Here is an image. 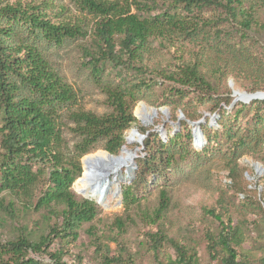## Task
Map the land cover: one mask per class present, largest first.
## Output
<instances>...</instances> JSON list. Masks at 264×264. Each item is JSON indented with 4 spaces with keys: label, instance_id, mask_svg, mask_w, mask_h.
Returning <instances> with one entry per match:
<instances>
[{
    "label": "rangeland",
    "instance_id": "rangeland-1",
    "mask_svg": "<svg viewBox=\"0 0 264 264\" xmlns=\"http://www.w3.org/2000/svg\"><path fill=\"white\" fill-rule=\"evenodd\" d=\"M1 1L12 3L15 0ZM31 1L46 3L48 14L53 20L72 13L86 15L87 21L92 18L90 14L79 10L75 0ZM246 5L253 8L256 22L245 37L241 36L236 25L225 20V14L218 9L205 8L196 11V16H189L211 19L222 30L216 33L212 26H205L190 35L178 34L175 44L181 61H199L200 70L213 87L212 91L186 90L180 95L174 91L179 86L159 77L145 76L150 86L141 85V75L122 67L106 64L101 73H94L87 66L88 59L83 52V47L89 44L88 37L66 39L61 45H56L45 40L39 33H32L25 25L13 23L10 40L35 46L76 94L75 102L57 105L54 109L61 137L59 150L64 163L66 160L78 161L83 171L82 160L86 156L108 152V138H100L86 154L81 155L77 145L82 136L70 117L76 111L95 115L111 112L107 88L123 91L133 114L142 108L154 114L149 126L142 125L135 115L137 122L124 132L123 145L126 143L127 132L139 127L158 133L162 142H168L176 133L184 134L189 130L193 136L190 142L180 138L169 145V152H163L157 170L147 176L144 185L134 184V171L130 179L120 182L117 190L108 195L107 205L102 206L96 200L87 198L97 204L98 214L95 219L77 229L76 240L63 237L61 233L49 247L50 251L63 249V259L67 264H100L101 254L95 251L96 236L100 237L101 243L109 244L112 255L123 259L119 264H157L148 235L157 230L169 239L181 242L188 253H195L197 264H221L218 258L210 257L206 247L205 233L218 232V222L204 213V209L210 207L219 212L227 210L233 223L239 226L243 235V243L237 248L239 257L248 260L250 264H262L264 213L254 204H257L260 194L264 195V104L254 101L264 99L233 102L236 96L232 93V89L248 93L264 91V0H246ZM177 12L186 15L182 9ZM0 22L7 24L6 19L0 18ZM142 62L149 69L172 71L180 61L175 58L169 46H164L158 39H150L143 52ZM22 94H29L28 90L22 88ZM227 97L231 100L229 105L223 102ZM153 108L157 111L154 112ZM223 110L225 113L222 117ZM197 121L201 123L195 124ZM198 129L201 130L202 139L196 145L195 135H200ZM143 135L145 137L142 142L129 145V149L136 152V158L148 156L150 148L144 145L146 139L151 147L158 143L157 138ZM238 140L241 143L235 145ZM121 148L112 156L119 155ZM233 163L247 170L243 177L250 186H247L248 192L244 195L234 191L230 183L229 169ZM43 177L46 180L47 174ZM76 180L71 190L76 197L84 198L77 190ZM123 185H134V201L127 209L122 203ZM45 186L44 182L35 187L34 200ZM161 190L168 197L167 207L156 224H148L144 214L151 215L158 207ZM5 199L9 200V197ZM21 202L14 199V217L0 209V242L24 234L36 240L58 221L55 216L44 217L45 211L36 210L33 206L22 210ZM116 217H120L124 223L121 231L115 227ZM89 229L95 235L89 234ZM167 255L175 258L172 246L164 242L159 259L163 260ZM27 258L39 264H52L48 256L41 253L29 252Z\"/></svg>",
    "mask_w": 264,
    "mask_h": 264
},
{
    "label": "trees",
    "instance_id": "trees-1",
    "mask_svg": "<svg viewBox=\"0 0 264 264\" xmlns=\"http://www.w3.org/2000/svg\"><path fill=\"white\" fill-rule=\"evenodd\" d=\"M75 2L80 11L91 15L89 21L86 15L81 13H72L53 20L48 14V5L43 1L35 3L31 0H15L12 3H3L0 0V18L7 20V24L0 22V209L14 217V199H17L22 201V210L33 206L36 210H44V217L58 218V221L49 226L48 232L39 235L36 240L32 239L31 235L24 234L16 239L0 242V264H39L36 260L27 258L29 252L48 256L52 264H67L63 259V249L50 251L49 247L61 233L63 237L76 240L77 229L82 224L93 221L98 214L97 204L93 200L78 198L71 190L72 184L82 175L81 164L67 160L64 163L59 150L61 137L54 109L57 105L75 102L76 94L50 67L35 46L10 40L13 23L25 25L32 33H39L45 40L56 45H61L66 39L88 37L89 44L83 47V52L88 59L87 66L94 73H101L106 64L122 67L141 75V85L150 86L146 81L147 76L159 77L179 86L174 91L180 95L186 90L212 91L213 87L200 70L199 61H181L175 44L178 34L190 35L205 26H212L216 33L222 30L217 26V22L211 19L189 16H196V11L205 8L218 9L225 14V20L236 25L242 37L246 36L247 31L256 22L254 10L250 5H246V0ZM179 9L186 15L179 14ZM150 39H158L164 46H169L175 58L180 61L178 66L172 71L149 69L145 66L142 56ZM22 88L27 89L29 94L21 95ZM106 93L112 107L111 112L95 115L76 111L70 116L77 124V132L82 136L77 145L81 155L86 154L100 138H108L107 151L117 154L124 143V132L137 122L123 91L107 88ZM223 102L229 105L231 100L227 97ZM254 102L264 104V100ZM224 113L223 110L222 117ZM138 130L146 134V137L157 138L158 143L151 147L148 139L144 141V145L150 150L147 157L135 159V185L146 183L147 176L157 170L163 152H169V145L180 138L187 142L193 138L189 130L184 134L176 133L168 142H162L158 133L148 132V129L143 127ZM213 134L216 135V132ZM240 143L238 140L235 145ZM246 171L245 168L237 167V163H233L229 169L232 188L243 195L248 192L249 185L243 177ZM44 174H47L46 180ZM44 182L45 188L34 200L35 187ZM132 186L134 185L121 186L125 209L134 201ZM6 196L9 200L5 199ZM159 196L158 207L151 215L144 214L148 224H156L167 207L166 192L161 190ZM254 206L264 213L263 194H260ZM204 213L218 222L216 234L210 231L205 233L210 257L218 258L221 264H250L248 260L239 257L237 248L243 243V235L227 210L219 212L210 207L205 208ZM114 223L121 231L124 226L122 219L116 217ZM88 232L95 235L91 229ZM148 235L157 264H197L195 253H188L181 242L169 239L160 230ZM94 240L95 251L101 254L100 264L123 262L120 256L110 253L109 244L101 243L99 236ZM164 242L172 246L174 259L170 255L163 260L159 259ZM261 263H264V259Z\"/></svg>",
    "mask_w": 264,
    "mask_h": 264
},
{
    "label": "bare ground",
    "instance_id": "bare-ground-1",
    "mask_svg": "<svg viewBox=\"0 0 264 264\" xmlns=\"http://www.w3.org/2000/svg\"><path fill=\"white\" fill-rule=\"evenodd\" d=\"M241 92V91H240ZM236 101L242 100L250 102L254 99L264 98V95H235ZM256 96V97H255ZM138 120L144 126H149L153 122L154 114L146 108H142L135 114ZM198 124V123H195ZM199 130V129H198ZM141 142L137 133L130 129L126 135V143L117 156H110L107 152L101 151L94 155H88L82 160V176L76 180V187L82 196L92 198L102 206L107 205V197L112 194L120 182L127 181L134 174L135 151L129 149V145ZM201 136L195 135V144L199 145Z\"/></svg>",
    "mask_w": 264,
    "mask_h": 264
},
{
    "label": "water",
    "instance_id": "water-1",
    "mask_svg": "<svg viewBox=\"0 0 264 264\" xmlns=\"http://www.w3.org/2000/svg\"><path fill=\"white\" fill-rule=\"evenodd\" d=\"M232 93H233V95H240L241 93L242 94H249V95H264V91H257V92H254V93H248V92H245V91H238V90H233L232 91ZM256 97V96H255ZM258 99V98H257ZM259 99H264L263 97H261V98H259ZM242 101V100H241ZM233 102H236V97H235V99H234V101ZM153 111L155 112V111H157L155 108H153ZM134 116H135V114H134ZM213 119V118H212ZM195 123H201L200 121H197V122H195ZM132 130H134L136 133H137V135H138V137L140 138V140H141V142H142V140H143V138L145 137V135H143V134H141L139 131H138V129H136V128H133ZM160 132H162V129H160L159 130ZM200 131V136H201V130H199ZM201 139H202V136H201ZM122 149V148H121ZM108 153V155H110V156H112L113 154H110L109 152H107ZM137 156H135L134 158H136ZM133 163H134V167L136 168V162H135V159H134V161H133ZM84 198H87V197H85V196H83Z\"/></svg>",
    "mask_w": 264,
    "mask_h": 264
}]
</instances>
